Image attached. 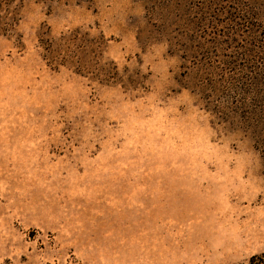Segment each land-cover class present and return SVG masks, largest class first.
Returning <instances> with one entry per match:
<instances>
[{"label":"rangeland","instance_id":"rangeland-1","mask_svg":"<svg viewBox=\"0 0 264 264\" xmlns=\"http://www.w3.org/2000/svg\"><path fill=\"white\" fill-rule=\"evenodd\" d=\"M264 253V0H0V264Z\"/></svg>","mask_w":264,"mask_h":264},{"label":"trees","instance_id":"trees-1","mask_svg":"<svg viewBox=\"0 0 264 264\" xmlns=\"http://www.w3.org/2000/svg\"><path fill=\"white\" fill-rule=\"evenodd\" d=\"M247 264H264V253L250 257Z\"/></svg>","mask_w":264,"mask_h":264}]
</instances>
